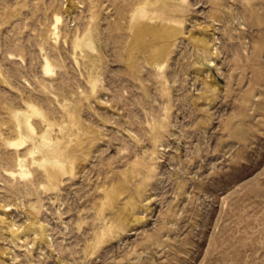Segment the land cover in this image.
<instances>
[{"label": "rangeland", "instance_id": "1", "mask_svg": "<svg viewBox=\"0 0 264 264\" xmlns=\"http://www.w3.org/2000/svg\"><path fill=\"white\" fill-rule=\"evenodd\" d=\"M0 264H264V0H0Z\"/></svg>", "mask_w": 264, "mask_h": 264}, {"label": "bare ground", "instance_id": "2", "mask_svg": "<svg viewBox=\"0 0 264 264\" xmlns=\"http://www.w3.org/2000/svg\"><path fill=\"white\" fill-rule=\"evenodd\" d=\"M59 22H60V18L57 17L56 18V23L58 24ZM27 126H28L29 130L33 134L34 133V128L31 126V124L28 123ZM9 147H10L11 150L20 151V150H22L25 147V143H24L23 140H21L19 142L12 141V142H10Z\"/></svg>", "mask_w": 264, "mask_h": 264}]
</instances>
